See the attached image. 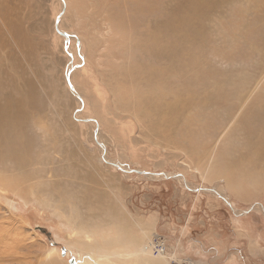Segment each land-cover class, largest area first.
<instances>
[{
	"label": "rangeland",
	"instance_id": "rangeland-1",
	"mask_svg": "<svg viewBox=\"0 0 264 264\" xmlns=\"http://www.w3.org/2000/svg\"><path fill=\"white\" fill-rule=\"evenodd\" d=\"M152 65L176 71L170 112L148 107ZM258 109L264 0H0V153L11 139L17 154L0 264H88L79 232L151 253L164 240L168 264H264Z\"/></svg>",
	"mask_w": 264,
	"mask_h": 264
},
{
	"label": "bare ground",
	"instance_id": "bare-ground-1",
	"mask_svg": "<svg viewBox=\"0 0 264 264\" xmlns=\"http://www.w3.org/2000/svg\"><path fill=\"white\" fill-rule=\"evenodd\" d=\"M151 0H137V5H146L148 2H150ZM200 0H196V2L198 3ZM117 4V3H116ZM127 7V6H126ZM134 23V22H133ZM141 23V22H139ZM59 30V25H58V28ZM60 31V30H59ZM63 35L65 36H69L71 38V35L70 33L67 35V33L65 32H62L60 31ZM61 34V35H62ZM151 37H154V38H160V36L154 32H152V35ZM160 58V56L158 57ZM152 70H153V73L151 74H147L145 75V79H149V80H153L155 81V84L154 85H149L146 80V84L149 85V87H151L152 89V94L151 96H146L145 98L147 100H149V104L150 106H148L149 108L151 107L152 110H154L155 112L156 111H162L163 108L161 107V104H160V101L163 100V101H167L164 102L166 103L164 107H166V109L164 111H168L170 112V109H171V106H170V103L168 101V99H163L160 97L159 95V91L161 90L164 94L166 95H169L170 94V86L174 83V75L176 74V71H171L170 72V69H168L167 67H153V65L151 66ZM181 72V71H180ZM184 73V72H183ZM177 78V77H176ZM182 79V78H181ZM177 80V79H176ZM175 80V81H176ZM177 82V81H176ZM251 93V92H250ZM249 93V94H250ZM248 99V95L245 96L244 98H242V105L247 101ZM144 101V100H142ZM146 103H148L146 101ZM147 107V106H146ZM145 108V106H144ZM143 109V108H142ZM146 109V108H145ZM146 111V110H144ZM157 112V113H158ZM159 112V113H160ZM163 112V111H162ZM257 113V116H259L258 114L260 112L264 113V110H256L255 111ZM146 113V112H145ZM163 114V113H162ZM169 115V114H168ZM162 116V115H161ZM160 117V116H159ZM168 117V116H167ZM164 118V117H163ZM92 119V118H91ZM94 119V118H93ZM159 120V119H158ZM151 121V120H150ZM170 121V120H169ZM90 122H92L94 124V126L98 127L97 126V122L96 120H91ZM165 123V122H164ZM171 124V122H170ZM264 126V125H263ZM100 129V128H99ZM3 129H1L0 127V132L2 131ZM7 138H10L8 137L7 135L5 136V141L7 142ZM5 142V143H6ZM2 156L4 158H2ZM17 154L15 152V148L12 147V144H11V139L8 140V144L5 146V153L4 154H1L0 153V192L1 191V188H10L11 187V183L12 181L14 180L13 179V176L11 174H14V173H11L9 176L5 175L7 173V171L10 173L12 172L11 170H7L9 167L7 166H3V165H8V163H10L11 160H14L15 161V158H16ZM25 163V162H24ZM2 166V167H1ZM10 166V165H9ZM123 167H126V166H123ZM10 169V168H9ZM4 170V171H3ZM2 171L4 173L5 176H3L2 174ZM151 175V174H150ZM160 175V173L158 174V176ZM151 176H154L155 175H151ZM156 176V177H158ZM4 186V187H3ZM13 186V185H12ZM200 188V187H199ZM202 188V187H201ZM216 190H218L217 188H215ZM219 191V190H218ZM217 191V192H218ZM220 192V191H219ZM256 208L257 209H261V207L259 205H256ZM4 223V222H3ZM2 225V224H1ZM15 225V224H14ZM16 226V225H15ZM6 227V226H5ZM12 227V226H11ZM1 232L3 231V229H1ZM9 231V230H8ZM83 231V230H82ZM80 233V232H79ZM79 233L76 234V238H77V241L79 242V246H81L84 250H87L89 252V254L92 256V259L93 260H97V262L99 263H102L101 261H107L109 264H124V260H128L127 258H133V257H136L138 258V260H140V264H164V262L166 261L167 264L169 263L168 261V253L167 251L166 252H160L159 254H155V251L153 250V252L151 253L154 245L153 243H148V245H145L143 244V242L141 244H136L134 246L132 245H129L127 242H121V243H118L119 240L116 242V245L115 244H108V243H100L97 242V240L95 238H93V236L91 234H86L87 236H89L90 238L92 237L91 241H85V239H80L78 236H79ZM84 233L86 232H82L81 234L85 235ZM13 234V233H12ZM11 236V233L9 234ZM82 235V236H83ZM1 236V235H0ZM9 236V237H10ZM14 237V236H12ZM18 238V237H16ZM11 239V237H10ZM1 240V239H0ZM8 240V238L6 239ZM2 241V240H1ZM11 242V241H10ZM3 243V242H2ZM16 244H18L19 242H15ZM118 243V244H117ZM9 244V243H7ZM12 244V243H11ZM10 244V245H11ZM14 244V243H13ZM15 244V246H16ZM9 245V247H11ZM13 246V245H12ZM19 247V246H18ZM7 248V247H5ZM14 248V246H13ZM4 249V248H3ZM11 249V248H10ZM5 250V249H4ZM14 250V249H13ZM16 251V250H15ZM6 253V252H5ZM2 255V254H1ZM12 256V255H11ZM168 256V257H167ZM171 256V255H170ZM7 258V257H6ZM5 258V259H6ZM20 258V256H19ZM3 259V258H1ZM90 259L88 260L89 263L88 264H97L96 262H93V260ZM4 260V259H3ZM18 260V259H17ZM122 261V263H120L119 261ZM13 261V260H12ZM130 261H134V260H128V262ZM148 261V262H147ZM16 262V261H15ZM84 262V261H83ZM17 263V262H16ZM86 264V263H85Z\"/></svg>",
	"mask_w": 264,
	"mask_h": 264
},
{
	"label": "water",
	"instance_id": "water-1",
	"mask_svg": "<svg viewBox=\"0 0 264 264\" xmlns=\"http://www.w3.org/2000/svg\"><path fill=\"white\" fill-rule=\"evenodd\" d=\"M58 25H59V20L57 21V26H56V28H58ZM57 31L60 33V34H62L58 29H57ZM70 76H71V73H69V75H68V78H67V80H68V82H69V85L70 86H72V84H71V79H70ZM73 89V88H72ZM83 120H85V121H90L91 119H83ZM82 120V121H83ZM97 129H99V128H97ZM109 163H111L112 165H115L116 167H119L120 169L122 168V166H121V164L120 163H117V162H113V161H108ZM123 169V168H122ZM124 170V169H123ZM125 171H128V172H134V173H137V174H151V175H155V176H158V174L159 173H150V172H147V171H145V170H141V169H132V168H127ZM161 175L162 176H164V177H172V178H177L178 176H180L181 174L180 173H176V174H166V173H161ZM192 190H206V191H208V192H215V193H217L218 195H220L222 198H224L225 200H226V202L228 203V205L230 206V208L232 209V211L233 212H235V213H237L236 211H235V208H234V206L232 205V203L229 201V199L228 198H226L225 196H223V195H221V194H219L217 191H216V189H215V187H213V188H195V189H193L192 188ZM261 204V203H260ZM256 205L257 204H253V205H251V207L249 208V209H247V210H243V211H240L239 213H241V214H247V213H249V212H251V210L252 209H254V208H256ZM261 207H262V211H263V213H264V206L261 204L260 205Z\"/></svg>",
	"mask_w": 264,
	"mask_h": 264
},
{
	"label": "built area",
	"instance_id": "built-area-1",
	"mask_svg": "<svg viewBox=\"0 0 264 264\" xmlns=\"http://www.w3.org/2000/svg\"><path fill=\"white\" fill-rule=\"evenodd\" d=\"M168 252L167 246L164 240H160V242L156 243L155 254H159L160 252Z\"/></svg>",
	"mask_w": 264,
	"mask_h": 264
}]
</instances>
